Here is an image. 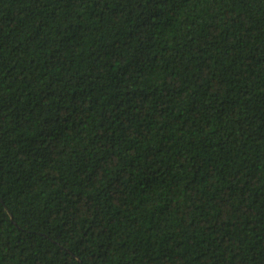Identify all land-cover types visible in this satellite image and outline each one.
Here are the masks:
<instances>
[{"label":"trees","instance_id":"trees-1","mask_svg":"<svg viewBox=\"0 0 264 264\" xmlns=\"http://www.w3.org/2000/svg\"><path fill=\"white\" fill-rule=\"evenodd\" d=\"M0 264H264V0H0Z\"/></svg>","mask_w":264,"mask_h":264}]
</instances>
